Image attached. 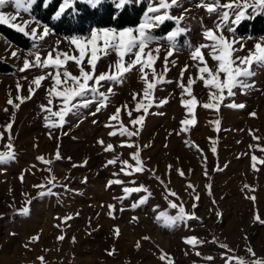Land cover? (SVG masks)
Listing matches in <instances>:
<instances>
[{
	"label": "rangeland",
	"instance_id": "374dc122",
	"mask_svg": "<svg viewBox=\"0 0 264 264\" xmlns=\"http://www.w3.org/2000/svg\"><path fill=\"white\" fill-rule=\"evenodd\" d=\"M147 2L145 0L143 3L144 10ZM181 2L184 7L192 9L182 25L189 31L187 36H181L178 40L180 50L169 58L176 61L175 67L169 64L170 70L166 74V79L173 83L162 84L155 92L157 102L164 98L168 102L150 108L139 136L132 138L140 146L145 166L155 170L156 176L164 181L163 185L151 172L145 171L132 176L121 173L118 178L125 182L124 185L106 187L108 180L117 178L112 173L119 172L120 161L135 163L130 158L135 149L120 146L127 138L110 137L108 133L112 129L105 127V124L116 107L124 103L129 108L134 107L132 94L140 92L143 87L136 69L127 74L123 84L114 86L115 94L109 97L108 107L95 116L89 115V112L95 111V105H90L77 115H69L63 129H49L45 127V113L40 105L47 102L46 89L51 85L50 79L42 82L32 98L20 104L18 109L7 104L9 98L19 103L15 100L17 83L23 85L20 95L27 96L32 78L49 69L42 71L33 68L21 73L22 59L11 58L10 50H17L24 57L32 50V41L27 38L30 48L24 50L0 34V62L11 67L9 73L0 72V132L4 131V125L14 113L11 133L15 152L13 161L0 165V264H41L38 260L40 256L45 257L44 264H165L159 259L161 251L170 254L174 264H225L221 258L224 249L220 245L234 249V253L228 255L251 261L252 257L246 252V248L251 247L256 258H264V223H261L264 221V164L259 163L264 160V151L260 150L264 149V68L253 69L256 73L253 77L254 89L243 95L236 90L237 95L225 101V104L243 103V109L223 105L218 113L204 109L200 104L208 101V89L202 81H197L193 85V95L200 102L195 109L196 124L190 126L188 131L181 132L180 122L186 116V109L181 104V89L175 81L185 64L190 65L185 73V83L188 75L191 74L193 78L197 75L196 68L191 66L193 61L186 41L190 40L193 45L205 43L202 31L205 27H212L217 15L209 16L203 9L195 8L196 0ZM4 11L14 13L11 6ZM181 11V8H174L172 15L179 16ZM20 15L22 19L30 18L28 14ZM165 26L169 31L174 28L173 22L168 21L154 34L165 36L169 31L157 35ZM89 29L85 35L77 36H88ZM234 36L245 45V50L235 55L245 56L254 43L249 37H264V32L249 36L236 31ZM68 37L71 36L52 32L39 44L41 54L46 55L57 40L61 41V51H70L74 46L66 39ZM161 44L157 71H163V57L168 47L165 41H161ZM205 57L208 66L214 69L215 62L207 56V50ZM115 59V55L102 59L98 72L106 71ZM67 68L71 73L79 74L73 62H68ZM106 89L107 85L103 90ZM252 112L256 113L254 117L250 115ZM136 115L134 112L133 117ZM121 117L124 124L129 126V118L123 111ZM217 119L220 121L219 130L214 123ZM93 120L97 122L93 123ZM50 131L53 138H49ZM254 136L259 140H255ZM101 139L105 146L113 144L115 150L105 152L98 143ZM7 142L8 133L5 132L3 141H0V151H8L5 147ZM213 146L215 153L211 151ZM58 147L62 157L60 160L55 159ZM253 155L257 157L258 170L252 167ZM38 156L53 163L45 165L37 160ZM115 157H119L115 166L104 167L109 159ZM48 167L51 173L46 170ZM179 170L184 172L183 177L179 175ZM22 173L23 182L19 179ZM53 175L56 177L55 187L52 188L55 195L40 197L38 193L42 189L33 186L45 184ZM85 178L86 183L83 182ZM131 180H135L136 184L129 183ZM140 184L151 192L144 204L132 208L133 203L147 195L143 192L133 193L122 202L114 199L123 196L124 186ZM189 184L193 185L194 192L187 187ZM208 185H211L210 189ZM165 186L167 190L176 192L178 198L170 196ZM197 194L199 201H194ZM29 199V214H19L18 209L25 206V201ZM170 201L182 204L186 213L194 212L199 219H186L165 226L162 218L158 220L159 214L175 216L178 213V208L170 207ZM194 202L197 204L195 209L192 207ZM109 204L116 206L115 218L108 215ZM121 208L123 211H120ZM66 216L72 219L62 223V218ZM117 227L120 230L118 236L114 231ZM34 235H39V240L29 243ZM60 235L65 236L63 241L57 239ZM193 236L203 243L195 247L186 244L185 238ZM208 256L214 259H205Z\"/></svg>",
	"mask_w": 264,
	"mask_h": 264
},
{
	"label": "snow or ice",
	"instance_id": "6c2138e0",
	"mask_svg": "<svg viewBox=\"0 0 264 264\" xmlns=\"http://www.w3.org/2000/svg\"><path fill=\"white\" fill-rule=\"evenodd\" d=\"M144 2L145 0H59V3H56V0H0V25L8 26L32 41V50L28 51L24 57H21L17 50H10L11 58L22 59V67L19 68V71L24 73L33 68H39L42 71L49 69L44 74L32 78L27 89V96L20 95L23 85L17 83L15 100L19 103L9 98L7 104L13 109H18L20 104L32 98L42 86V82L50 79L51 85L46 89L47 102L40 105L41 111L45 113L43 119L46 128L63 129L68 123L67 117L69 115H77L81 109H88L90 105H95V111L89 112V115L95 116L101 109L108 107L109 97L115 94L114 86L123 84L127 74L132 72L133 69L138 71L143 87L140 92L132 94L134 107L129 108L127 103L116 107L105 124V127L112 129L108 133L110 137L127 138L120 146L135 149L130 154L131 160L135 163L131 164L128 160L120 161L119 172L112 173L113 177L117 178L108 180L106 187L124 185L125 182L118 178L121 173L124 176H132L145 171L151 172L155 179L162 185L164 184V181L156 176L154 169H148L145 166L141 159L140 146L132 138L139 136L150 108L159 107L168 102L167 98L160 99L157 102L155 92L158 86L173 83V81L166 79V74L170 70L169 64L175 67L176 61H170L169 58L180 50L178 46L179 38L187 36L189 29L182 25L187 18V13L191 12L192 9L184 7L181 0H148L147 7L137 24L122 28L115 26L90 27L89 35L86 37L73 35L66 38L74 46L70 51H61L59 48L61 41L57 40L49 48L46 55L41 54L39 44L52 34V29L47 24H41L39 19L32 15V12L38 4L45 9L56 4L51 18L61 21L65 16L78 15L80 10L76 5L83 4L93 13L106 11L111 20H119L128 7H135ZM105 5H110L111 8H105ZM9 6L14 9V13L4 11ZM194 7L203 9L209 16L214 13L217 15L212 27H205L202 31L205 43L193 45L190 40L186 41L190 59L193 61L191 66L196 68L197 75L195 78L191 74L188 75L185 83V73L188 72L190 67V65L185 64L180 70L178 80L175 81L177 87L181 89V104L186 109V116L180 122L182 125L181 132L188 131L190 126L196 124L195 109L200 102L193 95V85L197 81H202L208 89V101L200 104L204 109L214 110L217 113L222 105L232 109H243L245 108L243 103L225 104V101L235 97L237 95L236 90H239V93L243 95L254 89L256 85L253 77L256 73L253 69L254 67L264 68V37H249V39L254 40L253 47L247 49V55L237 56L235 53L244 51L245 45L234 36L237 27L243 21L264 14V0H196ZM174 8L182 9L179 16L172 15V9ZM21 13L28 14L30 18L22 19ZM168 21L173 22L174 28L163 37L156 36L154 34L155 30ZM161 41L167 42L168 47L163 57V71H157L156 62L160 59ZM205 50H207V56L215 62L214 69L208 66ZM112 55H115L116 59L108 65V69L104 72H98L99 62ZM68 62H73L77 66L78 75L68 70ZM24 79H27V77H24ZM105 85H107L106 91L103 90ZM4 111L7 112L8 109L5 108ZM122 111L129 118V126H126L123 122ZM134 112L137 113L135 117H133ZM250 115L254 117L256 113L252 112ZM96 122L93 120V123ZM13 123L14 113L12 119L4 125V131L0 132V141H3L4 133H8V142L5 145L8 151H0V165L15 159L11 133ZM214 123L217 125V130H219L220 121L217 119ZM49 138H53L51 131L49 132ZM254 139L258 141L259 137L254 136ZM98 143L104 148L105 152L115 150L111 143L105 146L102 139ZM186 143L188 142L186 141ZM214 144L215 141H213ZM144 147H147V145ZM260 150L264 151V149ZM211 151L216 152L215 146L212 147ZM61 158L58 147L55 159L60 160ZM37 160L45 165L53 163L52 160L45 159L43 156H38ZM118 160L119 157L109 159L104 167L115 166ZM251 160L253 169L258 170L256 167L257 157L253 155ZM259 163L264 164V160H260ZM32 167L35 168L36 165H32ZM46 170L49 173L52 171L50 167ZM179 175L183 177L184 172L179 170ZM205 175H207V172H205ZM19 179L23 182V173ZM55 181L56 177L53 175L47 179L45 184L34 185L33 187L42 189L38 193L40 197L55 195L52 191V188L55 187ZM83 182L86 183L87 178ZM129 183L135 185L136 181L131 180ZM63 187H66V185ZM187 187L193 189V192L195 191L193 185L189 184ZM207 187L210 189L211 185ZM245 187L248 188L249 186L245 185ZM165 190L168 191L170 196L178 198L177 193L167 190L166 186ZM141 192L147 193V195L132 204V208L135 209L144 204L151 196V192L143 184L135 187L124 186L122 188L123 196L114 197V199L122 202L131 194ZM209 195H211L210 191ZM250 199L255 198L250 197ZM194 201H199L198 194L194 196ZM169 203L171 208H178V213L175 216L160 213L158 220L162 218L165 226H171L186 219H199L194 212L186 213L182 204L178 205L172 201ZM30 204L31 200H26L25 206L18 209V213L29 214ZM101 206L103 207V205ZM192 207L195 209L197 204L194 202ZM107 208L109 210L108 215L115 218L116 206L109 204ZM120 211H123V209L121 208ZM256 218L259 219L258 216ZM71 219V216H66L62 218V223H67ZM261 223H264V221H261ZM114 231L118 236L120 233L119 228H115ZM57 239L63 241L65 236L60 235ZM144 239H148V237H144ZM38 240L39 235H34L30 237L29 243H35ZM74 240L73 237V242ZM185 243L195 247L197 244H202L203 241L193 236L185 238ZM139 246V243H137V247ZM220 247L224 249L221 258L225 260V264H233V261H235V264H264V258H256V253L251 247L246 248V252L252 257L251 261L245 257L228 255V253H234V249H230L227 245H220ZM108 254L111 255L112 252H108ZM196 254L200 255L199 252ZM159 259L165 264H174L170 254L163 251H161ZM205 259L213 260L214 257L208 256ZM38 260L41 264H44L45 257L40 256Z\"/></svg>",
	"mask_w": 264,
	"mask_h": 264
},
{
	"label": "trees",
	"instance_id": "16d2710c",
	"mask_svg": "<svg viewBox=\"0 0 264 264\" xmlns=\"http://www.w3.org/2000/svg\"><path fill=\"white\" fill-rule=\"evenodd\" d=\"M59 3V0H56ZM76 7L80 10L76 16H65L61 21L52 19V15L56 8V4L47 9L39 6L34 7L32 15L39 19L41 24H47L52 29V32L61 36L85 35L90 28L115 26L122 28L125 26H132L139 22L144 11V5L140 4L135 7H128L124 11L119 20H111L108 13L105 12H91L83 4H77ZM105 8L110 9V5H105ZM169 31L166 26L163 27L157 35H163ZM238 34H246L249 36L258 35L264 32V15H257L254 19L243 21L236 29ZM0 34L3 35L9 42L15 46L27 50L30 48V42L19 32L13 29L0 25ZM11 67L0 62V72L9 73Z\"/></svg>",
	"mask_w": 264,
	"mask_h": 264
},
{
	"label": "bare ground",
	"instance_id": "6f19581e",
	"mask_svg": "<svg viewBox=\"0 0 264 264\" xmlns=\"http://www.w3.org/2000/svg\"><path fill=\"white\" fill-rule=\"evenodd\" d=\"M262 110H264V103L262 104Z\"/></svg>",
	"mask_w": 264,
	"mask_h": 264
}]
</instances>
